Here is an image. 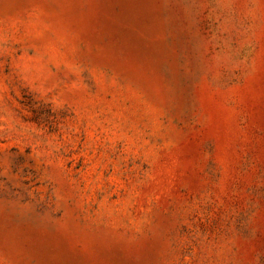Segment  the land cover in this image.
I'll list each match as a JSON object with an SVG mask.
<instances>
[{
  "label": "rangeland",
  "instance_id": "obj_1",
  "mask_svg": "<svg viewBox=\"0 0 264 264\" xmlns=\"http://www.w3.org/2000/svg\"><path fill=\"white\" fill-rule=\"evenodd\" d=\"M0 264H264V0H0Z\"/></svg>",
  "mask_w": 264,
  "mask_h": 264
}]
</instances>
